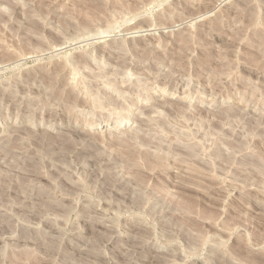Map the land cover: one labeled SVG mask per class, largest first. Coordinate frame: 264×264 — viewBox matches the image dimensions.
<instances>
[{
    "label": "rangeland",
    "instance_id": "374dc122",
    "mask_svg": "<svg viewBox=\"0 0 264 264\" xmlns=\"http://www.w3.org/2000/svg\"><path fill=\"white\" fill-rule=\"evenodd\" d=\"M0 264H264V0H0Z\"/></svg>",
    "mask_w": 264,
    "mask_h": 264
}]
</instances>
